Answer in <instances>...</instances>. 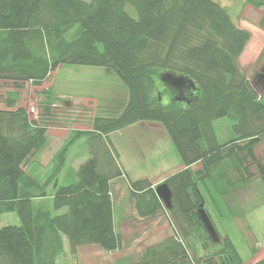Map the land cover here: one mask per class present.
Wrapping results in <instances>:
<instances>
[{"label":"trees","instance_id":"trees-1","mask_svg":"<svg viewBox=\"0 0 264 264\" xmlns=\"http://www.w3.org/2000/svg\"><path fill=\"white\" fill-rule=\"evenodd\" d=\"M253 4L260 8L264 1ZM259 23L264 28V14ZM251 36L216 0H0V81L17 87L5 100L8 107H0V264H55L64 236L73 253L87 244L121 248L111 183L126 173L110 133L141 120L165 127L184 168L164 180L172 191L170 208L148 178L128 179L130 201L142 218L167 210L176 225L135 261L129 256L118 264H244L230 236L219 231L207 198L251 181L252 163L264 180L255 151L264 138V91L259 94L240 65ZM65 63L103 66L119 75L129 95L117 115L97 114L92 129L71 130L55 167L40 180L28 165L47 145L49 125L30 118L17 92L25 82L43 85ZM255 81H264V65ZM43 92L44 117L51 118L59 97L52 87ZM225 116L239 135L221 143L214 121ZM83 137L89 156L75 180L60 184L69 150ZM46 196L65 211L35 209V200ZM201 205L219 241L201 220ZM8 212L20 223L3 225Z\"/></svg>","mask_w":264,"mask_h":264},{"label":"rangeland","instance_id":"rangeland-1","mask_svg":"<svg viewBox=\"0 0 264 264\" xmlns=\"http://www.w3.org/2000/svg\"><path fill=\"white\" fill-rule=\"evenodd\" d=\"M216 1L226 6L237 25L246 27L252 33L250 45L240 57V65L242 71L249 77L252 86L261 94L264 91V83L256 82L255 74L264 65V28L259 23L262 17L260 12L264 9V5L260 7V10H245L244 12L243 9L246 4L255 6L253 2L264 0ZM127 8L133 16H136L137 13L134 8L131 6ZM49 87H52V93L58 96L59 100H55L52 105V117L45 118L46 95L43 90ZM12 88L17 90L11 81H0V107H8L5 100L9 92L13 91ZM17 93L19 94L17 95L18 105L25 107L30 118L49 125L47 145L39 151L38 156L36 154L30 158L32 161L28 165L29 170L33 171L40 180L46 179L55 167L54 157L71 130L92 129L93 118L97 114L117 115L129 95L127 86L117 73L107 71L103 66L67 63L60 65L53 71L43 85L38 86L31 81L25 82ZM62 99L69 101L64 103ZM149 124H156L157 129L166 130L160 122L141 120L133 127L122 128L110 133V140L119 149V163L128 172L130 180L141 179L145 175L153 176L147 166L144 168V172L137 170L140 162H145L147 159L143 149L144 145L156 142L161 138L157 129H152L147 133L143 132L146 131ZM233 124L234 121L227 116L214 121L219 142L225 143L239 135V132L234 130ZM142 129L141 132L137 131ZM160 141L162 142L160 147L165 148L164 141L161 139ZM255 151L264 162V138L261 139ZM176 154L173 152L168 158V161L171 162H165L171 164L169 169L165 168L166 170L173 171L175 168V164H177L175 157L180 156ZM149 155L148 159L154 165L159 162L163 152L155 149ZM169 155L167 154V156ZM88 156L86 137H83L71 146L66 164L59 174V183L65 184L75 180L78 167ZM252 164L251 170L254 177L251 181L230 187L229 192L223 196L214 192L215 195L217 194V198L213 201L210 196L207 198L208 209L219 231L222 235L230 236L244 259V264H254L264 258V180L259 176L255 164ZM161 165L160 163V167ZM193 167L198 168L199 164H195ZM163 175H158V180L154 186L164 182L167 174L164 178ZM113 185L118 186L125 194L124 204L118 206L116 204L117 231L120 232L122 239L121 248L108 251L100 245L87 244L81 245L77 252L73 253L69 248L68 239L64 236V251L55 264H118L121 258H129V256L135 261L146 246L173 232L174 225H176L175 220L167 210H159L154 218L149 219L142 218L138 214L130 201V188L125 175L121 178H115ZM52 189L53 187L50 188V191ZM212 190L214 189L212 188ZM34 205L35 209L38 206L48 208L53 214L65 211V209L56 210L53 205V198L50 196L36 199ZM1 223L7 225L19 224L20 222L14 212H8L2 215ZM190 241L196 247L198 257H203L205 250L199 240L197 241L196 237H192Z\"/></svg>","mask_w":264,"mask_h":264},{"label":"crops","instance_id":"crops-1","mask_svg":"<svg viewBox=\"0 0 264 264\" xmlns=\"http://www.w3.org/2000/svg\"><path fill=\"white\" fill-rule=\"evenodd\" d=\"M254 9H256V10H260V8H257V7H255V6H252L251 4H246L245 5V7H244V9H243V11L245 12V10H248V11H253ZM261 13V15H263L264 14V9H262V12H260ZM252 38V37H251ZM250 41H251V39H250ZM250 41H249V43H248V45L246 46V48H245V50L249 47V45H250ZM244 50V51H245ZM137 123V122H136ZM136 123H133V124H130V125H128V126H126V127H124V128H127V127H133V126H135L136 125ZM157 127V125L156 124H154V125H152V124H149L148 125V127H147V129H146V131L144 130L143 131V129L142 130H137V131H143V132H145V133H147V131H150V130H152V129H157L156 128ZM122 129V128H121ZM120 130V129H119ZM159 132H160V136H161V140L162 141H164V144H166V145H164V147L165 148H161L160 146H161V144H162V142L160 141V139L159 140H157L156 142L154 141V142H152V143H146L145 145H144V151L146 152V155H147V159H145L146 161L145 162H143V161H141L140 163L141 164H139L138 165V169L137 170H139L140 172H144L143 170H144V168H146V166L148 167V168H150V170H151V174H153V176L152 177H149V176H144V177H141V178H148V179H150L152 182H153V184L155 185L156 183L155 182H157V180H158V175H163L164 173V175H163V178H164V176L167 174L168 176L169 175H171V174H173V173H175V172H177V171H179V170H181L182 168H184V164H183V162H182V159L180 158V156L178 157V156H176L175 158H176V160H177V164H175V168L173 169V171L171 172V171H168V170H166L165 168H170V165L171 164H166L165 162H171V161H168V158H170V156H171V154L174 152V153H177L176 155H179V153H178V151L176 150V148H175V146H174V144L172 143V141H171V139H170V137H169V135H168V133H167V131L166 130H161V129H157ZM117 131V130H116ZM116 146V145H115ZM116 149H117V151H118V153H119V149H118V147L116 146L115 147ZM155 149H157L158 151H161V152H163V156L162 157H160V159H159V162L157 163V164H154V165H152L151 163H150V161H149V157H150V155H149V153H151V152H154V150ZM177 151V152H176ZM167 154H170L169 156H167ZM134 162L135 163H137V161H135L134 160ZM163 162H164V164H163ZM160 163L162 164L161 165V167H160ZM41 164L42 165H44V163L43 162H41ZM160 167V168H159ZM123 170H124V172L126 173V179L128 180L129 179V175H128V172L123 168ZM165 176V178L166 177H168V176ZM121 178V177H120ZM112 187H111V192H112V196H113V202H114V211H115V226H116V230H118V216H117V210H116V204H117V206L118 205H123L124 204V195L125 194H123L124 193V191L123 190H121V189H119V187L118 186H114L113 185V181H112ZM51 196V195H50ZM116 198V199H115ZM116 200H117V203H115L116 202Z\"/></svg>","mask_w":264,"mask_h":264},{"label":"water","instance_id":"water-1","mask_svg":"<svg viewBox=\"0 0 264 264\" xmlns=\"http://www.w3.org/2000/svg\"><path fill=\"white\" fill-rule=\"evenodd\" d=\"M156 192L159 196V198L162 200V202L165 204L166 207H171L172 205V191L169 187V185L166 182H162L157 185ZM200 218L203 221L207 231L209 232L210 236L214 241H219L220 238L218 236V233L215 229V226L213 225L208 213L204 209V207L201 205L199 208Z\"/></svg>","mask_w":264,"mask_h":264},{"label":"flooded vegetation","instance_id":"flooded-vegetation-1","mask_svg":"<svg viewBox=\"0 0 264 264\" xmlns=\"http://www.w3.org/2000/svg\"><path fill=\"white\" fill-rule=\"evenodd\" d=\"M263 83H264V81H263Z\"/></svg>","mask_w":264,"mask_h":264}]
</instances>
